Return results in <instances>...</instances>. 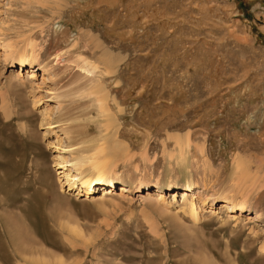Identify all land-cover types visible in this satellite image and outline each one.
Returning <instances> with one entry per match:
<instances>
[{"label":"rangeland","instance_id":"1","mask_svg":"<svg viewBox=\"0 0 264 264\" xmlns=\"http://www.w3.org/2000/svg\"><path fill=\"white\" fill-rule=\"evenodd\" d=\"M0 264H264V0H0Z\"/></svg>","mask_w":264,"mask_h":264},{"label":"bare ground","instance_id":"2","mask_svg":"<svg viewBox=\"0 0 264 264\" xmlns=\"http://www.w3.org/2000/svg\"><path fill=\"white\" fill-rule=\"evenodd\" d=\"M5 52H6L5 53L6 59L10 60V62L12 63L10 53L8 52V50H6ZM26 54L27 53L23 52L21 55V58H17L18 59L17 63L19 65L18 68L20 70L16 71V74L14 75L15 78L17 77V78L21 79L23 77L24 69H26V68H29V71H30V69L34 70L37 68V71H39L41 69L40 64H38L36 62L35 58L30 56V55L36 54V53L31 51V53H29L27 57H26ZM32 70H31V73H34V72H32ZM33 75L34 74L30 75L29 77H33ZM86 75H92V72L86 70ZM51 79H53L52 76H50V75L46 76V75H44V72H43V74L41 76V82L42 83H44L46 81L48 82L49 80L51 81ZM53 128H54L53 124H48L47 129H53ZM102 159L104 160L105 158H102ZM98 161L99 160L97 159V156H84V157L79 158L78 161L76 162V164L72 165L73 168H75L76 175L70 174V170L67 171L66 167L69 166L68 164L59 166V168L67 171L66 173L63 174V176H64L65 180L67 181V183L69 184L68 191H75V192L78 191L77 194L80 191V192H84L86 195H91V191L93 190V188H95L97 186H102L103 187L102 189H100L101 187L99 188L100 189V196H99V198H97L99 201L98 203L102 204V202H105V200H112L115 192L111 188H113L115 184H118V183H125L126 185L129 184L131 187L135 188L137 191L141 190L144 187L145 184L141 179L130 180L129 178L123 176L122 174H116L115 178L111 179L108 182V184H106L107 179L110 177L112 170L110 169V166L108 164H102V163H100L102 161H99V162ZM69 162L70 161H65V163H69ZM104 162H106V161H104ZM106 163H108V162H106ZM178 183L176 181L170 180L169 182H167L165 184V186L174 187V186H176V184L178 185ZM162 186H163V184L162 185L158 184L156 186V188L160 189ZM182 187L185 189L186 193L187 192L191 193L194 190H196L199 186H198L197 182H184V184H182ZM95 189H97V188H95ZM60 190L61 191L63 190L62 186H60ZM136 190H134V191H136ZM151 195L149 194V196H148V194H147L148 197H152ZM156 196L157 197H155V199L158 197L161 198V195L159 193H157ZM151 199H153V197ZM221 202H223L222 207H225L227 212L230 214L231 213L236 214L237 212L245 211V206L242 203H235L231 200H226V199L221 200ZM203 210L204 209L202 207L198 206V203H196L193 200L189 201L187 206H186V213H187L189 219L193 223H197L198 221L201 220L200 214L202 213ZM229 217H230V215H229ZM256 218H258L257 214H255L254 217H252L251 215H248V218L246 217L247 220L248 219H256Z\"/></svg>","mask_w":264,"mask_h":264}]
</instances>
